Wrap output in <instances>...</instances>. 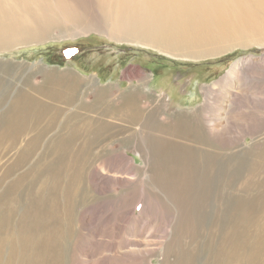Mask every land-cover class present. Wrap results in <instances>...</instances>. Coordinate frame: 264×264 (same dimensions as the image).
<instances>
[{"label": "bare ground", "instance_id": "obj_1", "mask_svg": "<svg viewBox=\"0 0 264 264\" xmlns=\"http://www.w3.org/2000/svg\"><path fill=\"white\" fill-rule=\"evenodd\" d=\"M93 3L100 7L103 19L97 17L98 21L103 22L102 27L109 30L112 38L151 46L176 57L204 58L229 51L234 46L264 41V0H0V46L45 37L60 22H78L89 16L88 10L93 12ZM228 37L232 40H227ZM241 61L233 65L222 85H228L230 78L242 77L236 71L238 68L244 71ZM8 70L21 74L27 68L25 64H15L6 67V74ZM65 74L61 76L69 79ZM78 82L81 80L73 79L71 83ZM4 83L0 78V85ZM24 86L10 97L13 85L7 84L0 95L3 96L0 98V146L5 145V151L9 152L18 146L19 138L27 129L31 132L12 164L14 170L25 168L19 174L7 169L0 181V264H152V258L161 252L163 257L159 264H209L213 250L210 253L209 249L199 250L197 242L194 244L197 232L193 217L198 211L193 210L192 193L185 192V199L177 188L165 184L163 168L154 163L148 139L156 137V131L160 132L155 128L149 130L152 122L170 129L179 128L176 133L181 131L187 136L198 133L201 139H209L210 135L227 148L241 144L244 137H229V126L213 127L217 118L209 105L214 90L208 87L206 103L195 109L192 120L189 116L187 120L179 117L180 122L174 117L159 116L176 110L171 102L148 110L147 102L139 103L138 92L120 98L116 105L124 110L130 125L137 124L129 138L135 139L134 147L144 156L145 164L139 166L132 156L114 149H109L108 155L94 153L86 157L89 149L96 148L92 147V137H99V127L104 122L98 116L99 110L93 111L76 102L72 98L74 92L63 94V101L54 96L47 105L40 100L32 101L24 94L31 90L29 78ZM254 89L243 99L228 102L243 106L252 103L258 113L264 114V87L263 95H258ZM9 98L10 103L6 101ZM71 100L77 103L74 108L68 105ZM61 102L65 105L59 104ZM109 107L102 108L100 113H109ZM262 118L264 116L260 121L264 123ZM77 137L89 139L88 148L84 140L75 142ZM162 142L170 146H189L173 134L162 136ZM193 146L204 154L198 162L197 156L192 159L190 155L178 156L176 163L184 174L182 180H177L183 185L184 179L195 178L198 166L201 168L205 179L202 197L205 211L199 212L195 222L209 231V151L205 144ZM249 154L237 153L231 165L225 164V169L219 164L212 165L215 185L226 187L220 204L224 218L217 217L225 233L226 248L221 255L218 251L214 253V264L219 258L222 264H258L264 260L257 252L243 262L245 232L249 226L256 227L257 219L250 218L249 222V212L244 217V212L251 207L245 205L240 192L248 190L250 184L260 183L256 198L264 203V190H261L264 180L256 179L264 169L251 174L253 167L257 172L258 165H264V151L262 159ZM169 162L175 160L169 158ZM118 185L125 187V192L117 197L108 195ZM232 192L238 195L235 199ZM139 197H143L142 207L136 215L131 205ZM257 236L262 244L264 239ZM254 242L259 244L258 239Z\"/></svg>", "mask_w": 264, "mask_h": 264}, {"label": "rangeland", "instance_id": "obj_2", "mask_svg": "<svg viewBox=\"0 0 264 264\" xmlns=\"http://www.w3.org/2000/svg\"><path fill=\"white\" fill-rule=\"evenodd\" d=\"M92 6L94 7L93 14L89 10L88 13L86 11L87 14L90 13L89 16L91 17L87 16L78 22H60L57 26L52 27L45 34V37L34 41H30L31 39H28V41L20 40L0 46V78L5 82L0 85V89L2 90H0V95L5 90L4 86L10 83L13 85V89L9 93V96L13 97L17 95V91H20L22 87L25 88L24 85L27 78H29L32 86L31 90L25 91L24 94L30 96L32 101L36 99L48 105V103L52 102V97L59 96L62 99L63 94L65 95L72 91L74 92L72 98L76 102L87 105L93 111L99 110L98 116L104 122L99 127V131L101 132L99 137H92V147L96 148L89 149L86 157H90L94 153L96 155H108L111 153L109 149H114L126 152V154L132 156L136 164L143 166L145 164L144 156L134 147L135 139L131 140L129 138V136H133L130 131L137 128V124L130 125L124 115V110L119 109L118 105H116L119 103L120 98L129 93L138 92L140 93L137 97L139 103L143 104L147 102L146 107L148 110H155L154 107L156 105L171 102V107H174L176 110L171 113H162L159 116L166 115L168 118L172 119L174 117L173 119L176 120L179 117L181 120H187L185 118L189 116L188 119L192 120L191 117H194L195 109L206 103L208 87L214 90L213 94H211L214 102L212 100L209 108L215 114L218 121L216 120L213 123V127L219 129L222 126H229L228 136L232 138L243 136L244 139L241 144L227 148L223 147L217 139L210 135L209 139H201L198 133L192 134L193 136H187L183 132L181 133V131L176 133L179 128L170 129L159 123H157L159 125H156L152 122L149 124V130L153 131L155 128L160 132L156 131L158 133L157 136L153 138L149 136L150 139H148V142H151L150 146L153 148L154 163L157 162L156 164L160 166L161 170L163 168V175L166 179L165 184L168 183L173 188H177V192L181 193V197L184 195L185 199V192L192 193L193 210L198 211V213H195L196 217H193L197 232L194 244L197 242L196 246L199 245V250L209 249V253L213 250L209 255V264H214V253L218 251L219 255H221L226 248L225 233L217 220L218 216L223 217L222 212L224 208L220 204L226 187L215 185L213 181L215 168L212 165L219 164L221 169H225V164L231 165L239 152L251 153L249 155L252 157L256 155V158L259 155L260 159H262L261 153L264 151V123L260 121V117L264 116V114L258 113V109H255L252 103V106L250 103V106H243L240 103L230 104L228 102L235 98L243 99L246 93L249 94L253 91L252 88H255L254 90H256L258 95H263L261 91L262 87H264V41H258L259 43L252 41V43H248L249 45L234 46L229 51L204 58L191 59L184 55L176 57L159 49L151 48V46L112 38L110 33H108L109 30H106L104 26L102 27L103 22L98 21L97 17L103 19L100 7L94 3ZM87 19H91V23ZM86 28L90 29L84 31ZM226 39L231 41L232 37ZM63 48L65 51H63ZM238 60L243 61L242 68L244 71L241 72L242 69L239 68L236 70L242 77L236 76L234 79L230 78L231 80L229 79L228 85H222V80L229 74L233 65L239 62ZM15 64H25L27 70H24L21 74L9 72L10 70H8L6 74V67L10 68ZM65 72L69 75V79L68 77L64 78L61 76ZM75 78L81 80V82L72 85L73 79L77 81ZM64 84L66 85L64 86ZM10 99L6 101L10 103ZM76 102L71 100L68 102V105L74 108L75 104H77ZM59 104L65 105L64 102ZM114 105L117 106V109ZM104 107H109V113H100V111L103 112L101 109ZM1 108L2 106H0V117ZM219 116L221 118H218ZM222 119L224 120L222 121ZM227 119L229 121L226 122ZM178 121L180 122V120ZM191 127L195 126L191 124ZM211 130L212 128L209 124V133ZM171 134L175 135L177 140L183 141L189 146H170L163 143L162 136L169 137ZM30 136L31 132L27 129L19 138L18 146L14 149H9V152L5 151V145L0 146V181H2L4 171L7 169L14 170L12 164L19 151L24 148L30 139ZM77 138L79 140L76 139L75 142L79 143L84 140L86 148H88L87 143L89 139ZM158 139H161V141H158ZM46 141L47 138L44 142ZM194 144L196 147L205 144L209 151V231L195 222L199 212L204 210L202 197L204 195L203 183L205 179L201 175V168L198 166L194 174L195 178H188L186 181L184 179L183 185H180L177 180L178 178L182 180L181 177L184 174L183 169L176 163V161H179L178 156L190 155L191 159L197 156L198 162L201 159L200 155L204 154L196 150L193 146ZM117 146L118 148H116ZM169 158L174 159L175 162L170 163ZM216 159H218L217 163H212ZM24 168L22 167L21 169L14 170L16 172H12L19 174ZM263 169L264 165L259 164L258 171L256 172L255 167H253L251 174L258 173ZM258 178L260 181L264 180V171L256 176V179ZM86 183L88 186L90 185L87 180ZM250 185L248 190L240 192L244 197L245 205L251 207L250 211L244 212V217L249 212L247 220L249 222H251V219L252 221L257 220L255 223L256 227L251 226V228L249 226L246 230L247 232H245L243 262L251 257L253 253L257 252L261 253L262 257H264V242L261 244L257 236L259 234L264 239V203L256 198L260 190V183ZM113 188L112 192L108 193V195L113 197L121 195L126 190L121 185L114 186ZM261 190H264V187ZM233 194L235 196L232 199H235L237 194ZM142 198L139 197L138 201L131 205L133 207V214L138 215L140 213ZM245 225L248 226V223ZM257 239L259 244L257 243L256 245L254 240ZM248 240L252 241L249 242ZM162 257V252L158 256L153 257L152 264H159ZM216 264H222L220 258ZM258 264H264V260H260Z\"/></svg>", "mask_w": 264, "mask_h": 264}, {"label": "trees", "instance_id": "obj_3", "mask_svg": "<svg viewBox=\"0 0 264 264\" xmlns=\"http://www.w3.org/2000/svg\"><path fill=\"white\" fill-rule=\"evenodd\" d=\"M63 51H65V49L63 48Z\"/></svg>", "mask_w": 264, "mask_h": 264}]
</instances>
